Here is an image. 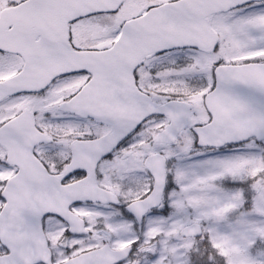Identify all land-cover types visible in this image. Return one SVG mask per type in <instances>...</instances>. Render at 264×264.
Segmentation results:
<instances>
[{"label": "snow or ice", "instance_id": "6c2138e0", "mask_svg": "<svg viewBox=\"0 0 264 264\" xmlns=\"http://www.w3.org/2000/svg\"><path fill=\"white\" fill-rule=\"evenodd\" d=\"M0 264H264V0H0Z\"/></svg>", "mask_w": 264, "mask_h": 264}]
</instances>
